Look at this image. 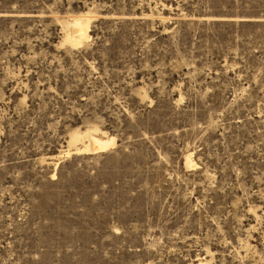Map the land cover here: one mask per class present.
Listing matches in <instances>:
<instances>
[{"label": "rangeland", "instance_id": "obj_1", "mask_svg": "<svg viewBox=\"0 0 264 264\" xmlns=\"http://www.w3.org/2000/svg\"><path fill=\"white\" fill-rule=\"evenodd\" d=\"M200 261L264 264V0H0V264Z\"/></svg>", "mask_w": 264, "mask_h": 264}, {"label": "bare ground", "instance_id": "obj_2", "mask_svg": "<svg viewBox=\"0 0 264 264\" xmlns=\"http://www.w3.org/2000/svg\"><path fill=\"white\" fill-rule=\"evenodd\" d=\"M87 28H88V23L85 20L75 19L74 20L73 33L67 34V38L72 43L78 44V43L82 42V40L84 38L87 37ZM88 133L89 132H87L86 134H88ZM81 137H82L81 133L75 132L71 137V141L76 142V141L80 140ZM94 142H95L94 146L92 148H89V150L92 151L93 153L104 151L108 148L109 145H112L115 143L114 140L103 141V140H100L97 138H94ZM199 264H203L202 261H200Z\"/></svg>", "mask_w": 264, "mask_h": 264}, {"label": "trees", "instance_id": "obj_3", "mask_svg": "<svg viewBox=\"0 0 264 264\" xmlns=\"http://www.w3.org/2000/svg\"><path fill=\"white\" fill-rule=\"evenodd\" d=\"M255 24H259V23L255 21H240L238 24V27L242 29L244 26H250V25H255Z\"/></svg>", "mask_w": 264, "mask_h": 264}]
</instances>
